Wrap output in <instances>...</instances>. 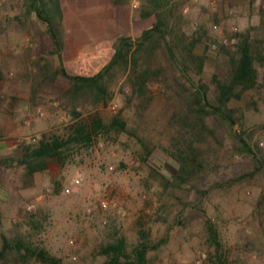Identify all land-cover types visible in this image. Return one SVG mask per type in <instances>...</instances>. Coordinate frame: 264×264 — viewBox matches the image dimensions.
Masks as SVG:
<instances>
[{
    "label": "rangeland",
    "instance_id": "obj_1",
    "mask_svg": "<svg viewBox=\"0 0 264 264\" xmlns=\"http://www.w3.org/2000/svg\"><path fill=\"white\" fill-rule=\"evenodd\" d=\"M61 1L64 26L57 14L55 28L59 35L63 30L67 36L68 55L106 49L108 40L120 28H127L123 14L119 24L114 23L115 12L107 0ZM211 1L174 0L182 4L189 34L206 22L211 35L218 37L211 25L220 0L215 4ZM249 2L223 0L220 24L224 33L233 26L243 31L250 23H259L258 14L249 18ZM26 10L24 0H0V156L14 157L18 145L34 142L33 138L37 141L44 132L66 134L71 122L68 113L72 105L62 95L71 87L68 79L56 75L54 80L37 85L33 94L36 62H48L55 69L60 59L56 53H47L54 45L47 24ZM150 23L146 20L140 26ZM125 80L126 75L118 72L110 86L113 97L108 104L93 107L80 100V111L85 115L97 113L106 121L122 112L130 125L145 121L148 133L157 135L160 126L156 129L159 122L154 121L156 108L165 97L162 83L152 84L154 108L142 121L134 102H127L121 92ZM253 97L256 109L248 111L236 127L252 133V142L259 141L264 154V72ZM113 104H117L116 111L111 108ZM139 148L136 138L126 133L105 134L88 146H75L62 163L51 161L29 187L22 186L23 169L17 160L0 164V234L13 238L21 233L70 264H101L105 258L97 255L99 245L116 228L136 241L139 219L143 218L151 242L167 238L158 251L149 252L152 264H196L199 259L200 264H222L219 257L223 254L221 259L230 262L264 264V172L232 187L217 186V182L251 171L250 157L236 156L205 181L188 185V192L176 190L169 197L162 192V175L172 179L176 161L157 147L147 161L140 162ZM67 188L71 191L66 192ZM101 199L109 201V209L96 208L88 214ZM210 223L218 230L219 251L211 240ZM0 264L10 263L0 259Z\"/></svg>",
    "mask_w": 264,
    "mask_h": 264
},
{
    "label": "trees",
    "instance_id": "obj_2",
    "mask_svg": "<svg viewBox=\"0 0 264 264\" xmlns=\"http://www.w3.org/2000/svg\"><path fill=\"white\" fill-rule=\"evenodd\" d=\"M112 1L120 5L130 0ZM259 2V5L257 0L249 2V18L256 13L259 23H250L245 30L238 31L234 43L225 44L219 37L212 36L206 22L189 34L179 2L141 0L133 18L153 17L152 26L137 37L120 36L114 55L99 73L74 75L62 63L54 69L48 62H36L34 95L37 85L54 80L56 75L71 82V87L62 93L72 105L68 113L71 122L66 126V134L44 132L37 141L18 145L14 157L0 156V164L17 160L23 169L22 186L29 187L34 184L36 174L47 170L51 161L62 163L75 146H88L113 132L136 138L140 144L137 155L140 162L147 161L157 147L176 161L173 178L162 175V192L169 197L176 190L188 192V185L193 187L205 181L220 170L224 162L236 156L250 157L253 168L217 182V186L232 187L264 172V154L259 141L252 142V133L246 134L236 127L248 111L256 109L253 94L264 72V0ZM24 4L26 13H35L47 24V32L56 48L47 53H59L63 42L56 32L55 15L58 14L61 21V0H24ZM223 4L220 0L219 11L213 18L218 24L222 22ZM40 59L44 60L43 56ZM118 72L126 75L121 92L127 102H134L135 112L142 121L154 108L156 98L152 84L162 83L161 93L165 97L156 108L157 121L154 122L159 124L155 128L160 126L157 135L148 133L145 121L138 126L130 125L122 112L106 121L97 113L85 115L80 111V100L93 107L108 104L113 97L110 86ZM183 209L181 205L180 210ZM145 225L140 218L136 241L116 228L98 247L97 255L105 258L101 264H152L149 252L158 251L167 238L151 242ZM209 230L219 251L218 230L212 223ZM0 237V259L10 264H70L46 248L34 245L21 233L12 238L2 232ZM222 256L224 254L219 257L222 264H239L221 259Z\"/></svg>",
    "mask_w": 264,
    "mask_h": 264
},
{
    "label": "crops",
    "instance_id": "obj_3",
    "mask_svg": "<svg viewBox=\"0 0 264 264\" xmlns=\"http://www.w3.org/2000/svg\"><path fill=\"white\" fill-rule=\"evenodd\" d=\"M110 5L112 6L114 12H115V24H119L120 17L122 15V18H124V22L127 25V28L119 29V32L117 35L112 39L108 40L109 46L106 49L97 48V50L93 53L88 52H78L75 56H71L67 54V48H66V42L64 39H66L65 32L63 33L64 27H62L60 30L61 34L60 37L63 38V45L59 53H56V55L60 59V63L65 67V69L74 75H95L102 71L104 67L109 63L112 56L115 53L116 50V43L118 41V38L120 36H132L137 37L139 36L144 30L150 28L153 24L152 18L148 17L141 20H134V12L138 8V5L140 4V1L138 0H130L128 3L115 5L112 0H107ZM62 2V1H61ZM64 17V16H63ZM63 17L61 19V26L63 25ZM146 20H151V23L147 27H141L140 24L145 22ZM54 43V42H53ZM97 46V45H96ZM99 47V46H98ZM50 49H56L55 45H52Z\"/></svg>",
    "mask_w": 264,
    "mask_h": 264
},
{
    "label": "built area",
    "instance_id": "obj_4",
    "mask_svg": "<svg viewBox=\"0 0 264 264\" xmlns=\"http://www.w3.org/2000/svg\"><path fill=\"white\" fill-rule=\"evenodd\" d=\"M211 3L215 4L216 3V0H212ZM187 10H188V8H187ZM211 28H212V31H214L215 33L218 34L219 39L223 43L230 44V43H234L235 42V40H236V33L238 32L237 27L233 26L232 29L229 32L224 33L221 24H218L216 22H212ZM213 47H216V44H214ZM111 108L114 111H116L117 104H113L111 106ZM33 141H36V138H33ZM109 168H110V170H113L114 169V166L111 165ZM80 180H81V177L77 181H80ZM70 191H71L70 188H67L66 189V192H70ZM109 206H110V203H109L108 200L101 199L97 205H94V206L90 207L88 209L87 213L88 214H91L96 208H98L101 211H106V210L109 209ZM106 222H107L106 219H104L103 220V223H106ZM203 256H205V254H203ZM196 264H200V259L196 262Z\"/></svg>",
    "mask_w": 264,
    "mask_h": 264
}]
</instances>
